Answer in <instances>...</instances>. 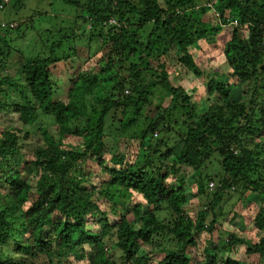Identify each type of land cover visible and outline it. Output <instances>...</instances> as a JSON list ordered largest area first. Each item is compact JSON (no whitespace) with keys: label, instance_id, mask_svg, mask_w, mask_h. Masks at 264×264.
Masks as SVG:
<instances>
[{"label":"trees","instance_id":"trees-1","mask_svg":"<svg viewBox=\"0 0 264 264\" xmlns=\"http://www.w3.org/2000/svg\"><path fill=\"white\" fill-rule=\"evenodd\" d=\"M63 2L82 34L17 58L0 36V264H264V0ZM225 28L229 72L210 74L192 48ZM229 193L257 210L218 235Z\"/></svg>","mask_w":264,"mask_h":264},{"label":"rangeland","instance_id":"rangeland-1","mask_svg":"<svg viewBox=\"0 0 264 264\" xmlns=\"http://www.w3.org/2000/svg\"><path fill=\"white\" fill-rule=\"evenodd\" d=\"M1 3H4V0H0V4ZM84 12V10H78L76 7L65 4L63 0H11V2L3 10L0 9V36L6 40L13 41L11 44L14 49L12 52L13 57L17 58L20 53L26 56H35L37 53L43 52L44 44L48 46L50 42H54L55 39L58 40L57 35L59 29H63L64 33H69L72 29H74L78 35L82 34L84 32L81 22L82 20L80 19L79 21L76 19L78 16H84ZM20 24L22 25L20 29L17 30V26H20ZM7 25H11L15 31H7V28L5 27ZM86 28L88 29L89 27ZM231 31H233L231 28H225L220 35L215 37L213 42L206 43L203 41L200 42L199 45H196L192 48V53L194 54L198 64L202 66V68L208 69L210 74H212L214 71L229 72V60L225 56L224 52L226 43L229 41ZM242 31V33L246 35V32L244 30ZM87 35L88 33H86V38ZM63 53L64 50H60L57 52V56H62ZM232 53L233 57H237L239 55L237 50L233 51ZM43 54L45 55L46 52ZM71 61L69 63H71ZM59 68L60 70L64 71V68ZM173 77H171V83L177 84L176 75L174 78ZM179 84L188 89L189 92L202 91V85L200 81L193 78L192 76L185 78L183 81L179 82ZM241 88L242 87L240 86L235 90L241 91ZM169 98L170 96L159 90L154 95V103L167 108L166 106L170 105ZM44 124H46V122H44L43 125ZM34 129H36V127L29 129V131H34ZM156 136L157 135H155V137ZM175 140H177V137L173 136L172 144L175 142ZM34 143V140L28 143V148L30 151L32 150ZM107 145L111 151L110 153H112L114 150L121 148L123 144L122 142H117L109 138L107 140ZM109 157L110 156L108 155L107 158ZM92 165L94 171L97 172V166L94 164ZM213 167L214 168L211 171L217 173L218 171L215 170V165H213ZM187 173L188 183L186 190L188 194H191L195 188L193 182L196 181L197 178L194 174H192L191 170H187ZM98 178L99 177H96V180ZM211 182L218 184V180L216 179H214V181H210V183ZM217 187L218 186H216V188ZM215 189L211 191L209 186V191L211 193L215 192ZM192 195L193 196L186 209L189 212L192 211V213H195V211L197 212L203 207L206 198L205 196L195 197L194 194ZM251 200V198L250 201L248 199L239 200V196L235 193H229L225 197L219 212V219L222 221L226 220V222L223 225L224 227H219L218 230H220V232H218V235L223 234L225 229L244 230L246 223L250 222L257 210L254 205L257 200ZM234 213L239 215V218L233 225L230 226L227 221L231 220V217ZM229 256L231 255H229L228 252H223L221 254V258L223 257V259H226ZM232 257L239 258V255H233ZM240 260L244 261V257H241ZM247 264H249V262H247Z\"/></svg>","mask_w":264,"mask_h":264},{"label":"built area","instance_id":"built-area-1","mask_svg":"<svg viewBox=\"0 0 264 264\" xmlns=\"http://www.w3.org/2000/svg\"><path fill=\"white\" fill-rule=\"evenodd\" d=\"M8 2L9 0H5V3H8ZM111 22L115 23V21H111ZM209 186H210V190L213 191L216 188V186H218V184H216L215 182H211Z\"/></svg>","mask_w":264,"mask_h":264},{"label":"clouds","instance_id":"clouds-1","mask_svg":"<svg viewBox=\"0 0 264 264\" xmlns=\"http://www.w3.org/2000/svg\"><path fill=\"white\" fill-rule=\"evenodd\" d=\"M4 26V25H3ZM6 28L8 27V25L7 26H5ZM9 27L12 29V26L11 25H9Z\"/></svg>","mask_w":264,"mask_h":264}]
</instances>
